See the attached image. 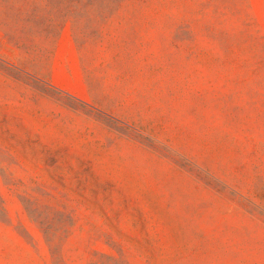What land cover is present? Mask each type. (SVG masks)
<instances>
[{"label":"rangeland","instance_id":"374dc122","mask_svg":"<svg viewBox=\"0 0 264 264\" xmlns=\"http://www.w3.org/2000/svg\"><path fill=\"white\" fill-rule=\"evenodd\" d=\"M0 264H264V0H0Z\"/></svg>","mask_w":264,"mask_h":264}]
</instances>
